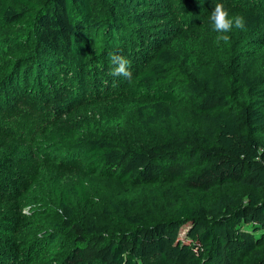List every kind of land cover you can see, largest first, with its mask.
I'll return each mask as SVG.
<instances>
[{
  "label": "trees",
  "instance_id": "obj_1",
  "mask_svg": "<svg viewBox=\"0 0 264 264\" xmlns=\"http://www.w3.org/2000/svg\"><path fill=\"white\" fill-rule=\"evenodd\" d=\"M115 1L96 4L103 3L112 16L105 28L113 43L114 34L125 24ZM183 2L204 7L207 0ZM93 5L94 0H2L0 27L20 26L34 32L38 46L48 54L43 67L31 65L29 74L18 67L8 80L9 87H18L20 77L26 75L29 91L24 96L35 97L47 86L42 77L54 76L55 64L50 63L54 60L49 58H69L79 64L87 63L89 57L108 61L112 53L104 58L92 54L93 41H99L101 30ZM124 6L131 5L126 1ZM243 18V30L255 31L259 15L246 10ZM133 22L146 23L144 14L137 11ZM179 47V64L192 65L193 73L180 74L169 48L156 45L150 65L135 74L145 102L138 119L147 130L170 117L167 106L184 99L196 116L195 126L183 132L164 131L163 140L138 149L108 139L86 140L79 156L91 176L139 186L165 178L187 191L214 193V198L204 207L175 208L165 191L166 205L174 210L173 220L144 225L127 216V230L111 232L93 221L81 225L74 219L72 198L86 201L81 182L54 188L59 225L44 233L46 243L28 248L27 259L49 257L56 245L66 241L54 264H264V76L231 77L221 64L195 63L187 43L180 42ZM263 48L256 43L249 51L258 54ZM6 171L0 163L1 249L16 244L15 229L23 222L9 210L21 196L12 193ZM111 206L122 215L126 203ZM5 253L14 260L20 258L16 249Z\"/></svg>",
  "mask_w": 264,
  "mask_h": 264
},
{
  "label": "rangeland",
  "instance_id": "obj_2",
  "mask_svg": "<svg viewBox=\"0 0 264 264\" xmlns=\"http://www.w3.org/2000/svg\"><path fill=\"white\" fill-rule=\"evenodd\" d=\"M100 1L94 0L93 5L101 30L99 41H93L92 54L101 58L107 53L124 56L130 61L131 79L111 75L110 60L103 63L89 57L87 63L79 64L69 58H49L54 60L50 62L55 64L54 76L42 77L47 86L28 98L24 96L29 91L26 75L15 88L9 87L8 80L18 67L23 74H29L31 65L42 68L48 54L38 46L34 32L20 26L0 27V163L7 167L12 193L21 196L9 210L23 220L15 229L16 244L0 248V264H54V257L65 250L66 241L56 245L49 257L32 261L25 256L29 247L46 243L44 233L59 225L54 188L81 182L86 201L72 198L74 219L81 225L93 221L111 232L126 231L127 216L144 225L173 220L174 210L166 205L165 191L175 208L204 207L214 198V193L187 191L165 178L139 186L91 176L79 156L86 140L108 139L138 149L163 140L164 131L183 132L195 126L196 116L184 99L167 106L170 117L147 130L138 119V110L145 102L135 74L150 65L156 45L169 48L180 74L193 73L192 65L179 64V45L184 42L192 50L195 63L221 64L231 77L264 76V48L258 54L249 51L253 44L264 46V0H207L204 7L189 6L183 0H116L113 4L125 24L114 34L115 45L105 28L112 16L105 12L103 3L96 5ZM126 1L131 6H124ZM217 3L224 5L230 18L253 10L259 15L255 31L233 27L229 41L217 44V33L209 19ZM137 11L144 14L145 25L133 22ZM124 201L122 215L112 211L111 204ZM61 236L65 238V232ZM12 249L18 252L17 260L6 256L5 252L10 254Z\"/></svg>",
  "mask_w": 264,
  "mask_h": 264
},
{
  "label": "clouds",
  "instance_id": "obj_3",
  "mask_svg": "<svg viewBox=\"0 0 264 264\" xmlns=\"http://www.w3.org/2000/svg\"><path fill=\"white\" fill-rule=\"evenodd\" d=\"M210 21L212 23L213 31L217 33L216 42L227 43L230 39L229 33L232 31L233 27L236 29H244L245 21L241 16L229 17L228 11L225 9L222 3H217L215 8L212 10L210 15ZM111 65V75L113 76H123L127 79L132 78V73L129 70L130 61L124 56L118 54H111L109 56Z\"/></svg>",
  "mask_w": 264,
  "mask_h": 264
}]
</instances>
